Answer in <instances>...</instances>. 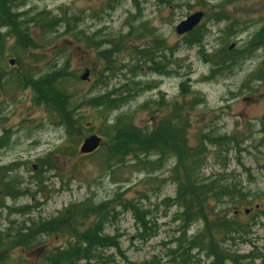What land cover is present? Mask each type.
<instances>
[{
  "label": "rangeland",
  "instance_id": "1",
  "mask_svg": "<svg viewBox=\"0 0 264 264\" xmlns=\"http://www.w3.org/2000/svg\"><path fill=\"white\" fill-rule=\"evenodd\" d=\"M107 3L18 2L16 12H26L23 19L40 47L28 50L29 60L23 64L36 62L37 70L26 74L19 61L8 55L10 40L0 54V82L13 81L14 74H25L35 81L49 71L50 64L62 67L67 63V74L76 80L69 84V91L75 97L72 108L77 120L71 128L79 141L71 142L44 106L36 105L32 88L6 84V94L0 93V167H13L10 177L17 176L19 189L26 190L27 195L7 199L4 205L12 210L27 207L28 215L2 211L0 232L5 236L31 223H36L32 226L36 231L38 224L59 218L74 205L95 208L107 203L109 216L114 218L103 225L102 234L115 238L116 246L97 249L98 256L89 264H213L215 259L207 256L206 248L213 243L235 261L226 259L223 264H264V0H119L109 10ZM198 11L204 18L196 29L204 33V40L197 48L185 45L189 34L179 36L175 28ZM42 13L76 17L80 20L76 31L86 37L97 35L99 40L108 41L119 35L120 40L125 38V43L121 45L118 39L115 45L112 71L116 76L104 79L105 86L99 83L106 61L101 51L109 46L99 50L78 47L71 43L69 34H63V27L46 37L37 27ZM131 27L135 32L127 36ZM6 32L0 30L1 34ZM230 45L233 47L228 50ZM142 48L165 55L167 60H155L157 72L136 62V49ZM212 52H227L229 64L212 72L207 58ZM92 68L95 70L90 71L89 79L81 81L85 69ZM126 83L133 84L131 96L118 109L106 112L87 106L89 100ZM118 116L129 117L135 127L149 133L165 124L164 131L176 132L186 146L204 148V165L196 178L220 183L230 196L219 203L207 199L205 217L184 225L177 217L181 210L169 201L175 198L178 184L186 180L174 158L158 159L152 154L143 159L153 164L152 169L134 168L132 161L118 164L108 160L110 146L101 135V124H112ZM92 135L101 139L99 148L93 154L81 155L83 141ZM217 139L223 140L217 144ZM48 156L39 172V165ZM125 201H131L138 211L124 209ZM235 211H239L238 216H234ZM142 212L147 213V234L137 220ZM95 218L96 214L78 218L74 231L82 232ZM222 222L229 224V232L213 236L212 228ZM61 225L56 227L60 234L37 235L35 248L16 244L0 248L1 261L5 257L7 264H46L50 252L71 245L68 221ZM209 225L211 233L206 229ZM194 240H201L205 246L192 248L188 244Z\"/></svg>",
  "mask_w": 264,
  "mask_h": 264
},
{
  "label": "trees",
  "instance_id": "2",
  "mask_svg": "<svg viewBox=\"0 0 264 264\" xmlns=\"http://www.w3.org/2000/svg\"><path fill=\"white\" fill-rule=\"evenodd\" d=\"M19 0H0V30H7L5 34L0 33V54H3L5 46L12 40V45L8 48V55L19 61L20 66L26 74H30L29 71H36L35 63L31 65L23 64L25 60H29V55H27L28 50H38L40 47L36 45V41L32 36V29L23 18L25 13H17L16 7L18 6ZM119 0H108L106 4V9L109 10L113 6L117 5ZM63 17L57 18L52 17L49 13H42V17L39 20L37 27L43 30L46 37H50L52 34H56L60 28H65L64 35L69 34L71 43L76 46H83L86 48H95L97 50L103 48L105 45L109 46L108 49H104L101 55L106 58L105 64L102 68V80L99 81L104 85L103 80H110L115 77L116 74L113 73L115 64V54L116 42L119 38L108 41L99 40L97 35H92L86 37L82 32L76 31L78 29L80 20L74 16H69L62 14ZM48 29V30H47ZM135 32V28L131 27L128 35ZM43 34V35H44ZM51 34V35H50ZM259 33L256 37H261ZM264 36V35H263ZM124 37V36H123ZM54 39V38H52ZM125 38L120 40V44L125 43ZM204 40V33L201 29H195L189 33L188 37L185 39L184 44L187 46L200 47L202 46ZM52 43V40L49 44ZM156 43V42H155ZM229 50V47H228ZM138 53V58L136 62H142L144 65H148V69L157 72V62L156 59L161 61L163 59L167 60L163 53L157 56L158 50L136 49ZM223 53V52H220ZM227 52L224 54H219L218 52H212L207 56L208 62L212 65V72L218 71V68H222L229 64V59L226 58ZM171 56V54H170ZM50 62V61H49ZM22 63V64H21ZM57 63V60L54 62ZM170 64V63H169ZM168 64V65H169ZM50 64L49 71L42 73L38 70V74L41 75L35 81H32L30 77L27 78L25 74L20 77L19 74H14V80L9 82L7 80L5 83L0 82L2 90L1 94L6 91V84H13L18 88H32L35 91L34 101L37 104L44 106L45 111L53 116L58 124L61 125L66 130V135L68 139L77 144L79 139L74 135L71 125L77 124L75 119V109L72 108L73 94L69 91V84L76 82L75 77L67 74L66 69L68 67L67 63H63L62 67H56ZM0 65V69H1ZM163 68H167L164 66ZM29 70V71H28ZM95 69L92 68L90 71L93 72ZM27 71V72H26ZM28 79V80H27ZM132 83H126L118 89H115L109 93L97 96L89 100L86 104L92 108H100V110L110 112L111 110L118 109L130 96V87ZM105 86V85H104ZM165 124L161 126L154 133H149L142 131L141 129L135 127L127 116H118L112 122V124H107L106 122L101 124V135L106 139L107 146L110 149L107 151L108 160L115 161L118 164H123L124 162L132 161V167H150L153 168V164H149L146 160L150 155H155L158 159H168L174 158L177 169L183 168L186 174V180L183 185L178 184L176 190V196L174 199H170L172 205L175 204L181 213L179 217L180 221L184 225L189 226L192 221L204 218V208L206 200L211 198L212 200L219 203V201L227 196H230V192L227 188L220 183L214 185V183H205L204 180L196 178V174L199 173L200 168L204 165V148L199 147L198 149H193L186 146L185 142L177 138L176 132L173 133L172 130L164 131ZM167 130V129H166ZM223 139H217L215 142H219ZM105 145V142L103 146ZM49 157L44 161V163H39V172L45 166V163L49 160ZM116 163V164H117ZM110 166V165H109ZM13 167H0V213L4 210L8 212V215H28V208L22 207L19 209L6 208L4 203L7 199L16 200L20 197L26 196L27 191H21L19 188L21 184L18 182L17 176L10 177V174L14 171ZM36 186L38 184L36 183ZM107 203H104L98 207H88L86 204L74 205L70 209H66L59 218L49 220L46 223L38 224L39 227L36 231L32 230V226L36 223H31L28 228L22 227L20 230L11 232V234L2 235L0 232V248L9 247L16 244L17 247H23L24 249L35 248L36 243L33 245L35 238L39 234L51 235L53 233L60 234L56 227H63L61 225L65 221H68L69 229L71 231L70 237L72 242H69L70 247L65 249H55L50 252L49 257H47L46 264H78L79 262L95 261L98 256L97 249H106L116 246V239L103 235V225L107 223L109 218H114L110 215V210L107 209ZM124 209L127 211L137 212L135 205L131 201L124 202ZM146 212H142L137 220L144 232L147 234V222H145ZM96 214L95 221L90 223L86 229L82 232H75L74 225L77 219L89 218ZM114 214V213H113ZM147 214V213H146ZM114 216V215H113ZM207 231L214 234L226 235L230 226L226 222H222L220 225H214L213 230H211L210 225L207 226ZM236 228H233L235 230ZM145 235H143L144 238ZM200 237H203L202 235ZM201 240L189 243L188 245L193 246L192 248H201ZM202 246H205L202 244ZM208 250L207 256H213L215 262L213 264H223L224 261L230 260L234 263V259L225 256L224 251L220 249L217 244L206 245ZM189 249L186 250L188 252ZM173 253V252H172ZM187 255L186 253L180 255L179 258ZM185 262L187 259H183ZM0 264H7V260L4 259Z\"/></svg>",
  "mask_w": 264,
  "mask_h": 264
},
{
  "label": "water",
  "instance_id": "3",
  "mask_svg": "<svg viewBox=\"0 0 264 264\" xmlns=\"http://www.w3.org/2000/svg\"><path fill=\"white\" fill-rule=\"evenodd\" d=\"M203 17H204V14L201 11H198V12H195L189 15L185 20L181 21L176 26L175 28L176 34L179 36H182V35H186L192 32L194 28H196L200 24ZM232 47L233 45H230L229 49H231ZM9 64L12 66L13 61H10ZM89 74H90V70L86 69L79 79L81 81H87L89 79ZM100 143H101V139L95 135H92L83 141L79 149V153L81 155L92 154L99 148ZM33 168L35 169L36 167L34 166Z\"/></svg>",
  "mask_w": 264,
  "mask_h": 264
},
{
  "label": "flooded vegetation",
  "instance_id": "4",
  "mask_svg": "<svg viewBox=\"0 0 264 264\" xmlns=\"http://www.w3.org/2000/svg\"><path fill=\"white\" fill-rule=\"evenodd\" d=\"M262 133L264 134V129L262 130ZM239 215V211H235L234 212V216H238ZM264 216V213L262 214ZM233 224V226L235 225L234 223H231ZM243 226V224H241ZM233 226H232V229H233ZM244 228V227H243ZM243 231V229H241V232ZM239 234V233H238Z\"/></svg>",
  "mask_w": 264,
  "mask_h": 264
}]
</instances>
